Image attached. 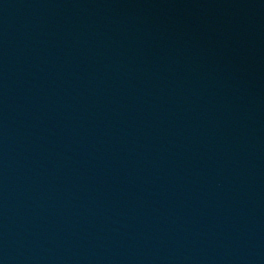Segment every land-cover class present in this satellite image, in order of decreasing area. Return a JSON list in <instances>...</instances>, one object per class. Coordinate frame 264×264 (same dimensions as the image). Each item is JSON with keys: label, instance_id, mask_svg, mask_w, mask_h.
Listing matches in <instances>:
<instances>
[{"label": "water", "instance_id": "obj_1", "mask_svg": "<svg viewBox=\"0 0 264 264\" xmlns=\"http://www.w3.org/2000/svg\"><path fill=\"white\" fill-rule=\"evenodd\" d=\"M0 264H62L28 240L0 228Z\"/></svg>", "mask_w": 264, "mask_h": 264}]
</instances>
